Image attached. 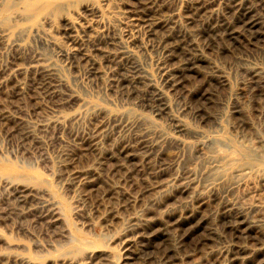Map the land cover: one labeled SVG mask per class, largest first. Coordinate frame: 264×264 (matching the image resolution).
<instances>
[{"label": "rangeland", "instance_id": "374dc122", "mask_svg": "<svg viewBox=\"0 0 264 264\" xmlns=\"http://www.w3.org/2000/svg\"><path fill=\"white\" fill-rule=\"evenodd\" d=\"M234 1L0 0V264H264V0L231 39Z\"/></svg>", "mask_w": 264, "mask_h": 264}, {"label": "bare ground", "instance_id": "6f19581e", "mask_svg": "<svg viewBox=\"0 0 264 264\" xmlns=\"http://www.w3.org/2000/svg\"><path fill=\"white\" fill-rule=\"evenodd\" d=\"M245 2V1H244ZM244 4V3H243ZM263 4V3H262ZM261 4V5H262ZM144 6V5H143ZM143 6H142V8H143ZM145 7V6H144ZM256 7V6H255ZM262 7V6H261ZM234 8H236V9H238L239 10V12H240V16L238 17V19H237V21H236V23H235V25L234 26H229V27H226V33H227V37H230L231 39H233V38H235L236 37V35H238V34H240V32L241 31H243L244 33H246V34H250L251 35V37H252V35L256 32V30H257V28L262 24L261 23V21H260V19H258V18H256L257 16H255V15H253V11L254 10H252L253 8L252 7H250V6H244V5H242V2L241 1H239L238 2V0H235L234 1ZM146 9V8H145ZM147 10V9H146ZM234 10V9H233ZM142 11V10H141ZM256 11V10H255ZM144 13V12H143ZM239 14V13H238ZM260 14V13H259ZM151 15V14H150ZM258 15V14H257ZM147 16H149V15H147ZM152 16V15H151ZM150 16V17H151ZM236 16H237V14H236ZM153 17V16H152ZM155 18V17H154ZM235 18H237V17H235ZM262 18V17H261ZM229 22V21H228ZM142 23L143 24H145L147 27H149L151 30H153L154 29V26L156 25L155 24V21H153V19L152 18H146V19H144L143 21H142ZM162 23V22H161ZM226 24V23H225ZM158 27V26H157ZM217 28V27H216ZM260 28V27H259ZM156 29V28H155ZM225 30V29H224ZM217 31H218V29H217ZM258 31V30H257ZM225 32V31H224ZM182 44V43H181ZM183 44H184V42H183ZM185 45V44H184ZM183 46V45H182ZM186 46V45H185ZM190 47V46H189ZM174 49V47H171V49ZM173 49L171 50V54H169V56H168V58H167V60H168V62L170 63V62H172L173 61V59H174V55L172 54V51H173ZM176 50V49H175ZM191 51V50H190ZM168 52H170V51H168ZM167 52V53H168ZM190 54H192V53H190ZM182 55V54H181ZM194 56V55H193ZM178 57V56H177ZM128 58H129V56H128ZM179 58V57H178ZM181 59H182V57H180ZM194 58V57H193ZM134 60H136L135 59V57H134ZM121 61H122V59H121ZM176 61H178L177 59H176ZM131 62V61H130ZM175 62V61H174ZM123 63V62H122ZM138 63V62H137ZM178 63V62H177ZM194 61L192 60V58H191V55H184V59L183 60H181V65L178 67V69H177V71L174 69V70H170V71H167V68L166 67H168V65L165 67L166 68V72L164 73V86L166 87V88H170L171 86H174V83L175 82H177L176 80L178 79V77L180 78L181 77V75L183 76L185 73H186V71L185 70H190L191 71V69H193V67H194ZM120 64V63H119ZM129 65H131V68H134V72H138L139 71V68L137 67V66H135L134 65V63L132 64V62H131V64H129ZM172 65V64H171ZM164 68V69H165ZM141 69V68H140ZM185 71V73L183 74V72ZM180 73H181V75H180ZM180 75V76H179ZM139 79H140V81H144V80H146L147 79V76H145V75H140L139 74ZM44 78V77H43ZM49 78V77H48ZM138 78V77H137ZM177 78V79H176ZM181 78H183V77H181ZM42 79V78H41ZM45 79V78H44ZM47 80V79H46ZM49 80H51V79H49ZM134 81V80H133ZM137 82V81H136ZM136 82H133L134 84H133V88L135 89L137 86H138V84L140 83H136ZM47 83V82H46ZM48 83L49 84H51L49 81H48ZM48 83H47V85H48ZM151 84V83H150ZM40 85V84H39ZM42 85V84H41ZM149 85V84H148ZM147 85V86H148ZM176 86V85H175ZM178 86V85H177ZM44 87H45V85H44ZM145 87H146V85H145ZM150 87V86H149ZM152 88V87H151ZM164 88V87H163ZM153 89V88H152ZM136 90V89H135ZM48 91V90H47ZM50 91H52V89L50 90ZM45 93V92H44ZM53 93V92H52ZM52 93H51V95H52ZM139 93V92H138ZM150 94V93H149ZM165 91L163 90V89H159L158 87H154V89H153V98H155L158 102H159V106H160V108H161V110H162V112L163 111H166V110H168V108H169V105H168V103H167V101H166V99H165ZM54 97V96H53ZM150 97H152V94H151V96ZM152 98V99H153ZM66 100V99H65ZM152 101H154V100H152ZM149 102V101H148ZM67 103H68V101H67ZM147 103V102H146ZM155 103V102H154ZM158 106V105H157ZM151 107V106H150ZM155 108V107H154ZM159 108V107H158ZM160 110V111H161ZM111 124V123H110ZM112 125V124H111ZM107 126V125H106ZM18 127V126H17ZM115 127V126H114ZM19 128V127H18ZM121 129V128H120ZM119 130V129H118ZM129 130V129H128ZM127 130V131H128ZM178 130H179V132L180 133H185V128L184 127H179L178 128ZM137 131V130H136ZM140 131V130H139ZM138 131V132H139ZM142 131V130H141ZM118 132V131H117ZM103 133V132H102ZM149 134V133H148ZM122 135V134H121ZM146 135V134H145ZM123 136V135H122ZM137 136V135H136ZM99 137L100 136H97L96 137V140L97 139H99ZM144 137V136H143ZM142 137V139H141V141H139V149L140 150H144V151H146V152H149V150L151 151V150H154V149H157V145H154V144H149L147 141L149 140H146L145 138H143ZM152 138V137H151ZM139 139V140H140ZM166 139V138H165ZM136 140H138V139H136ZM157 140H158V138H157ZM164 141V140H163ZM179 141V140H178ZM138 142V141H137ZM95 145H98V142L97 141H95V142H93ZM154 143V142H153ZM138 144V143H137ZM181 144V143H180ZM93 147V146H92ZM137 149V148H136ZM123 152V151H122ZM142 153V152H141ZM145 154V153H144ZM159 154H161V153H159ZM152 155V154H151ZM157 155V154H156ZM148 157V156H147ZM142 158H143V156H142ZM158 158V157H157ZM147 159V158H146ZM161 163V162H160ZM158 165V164H157ZM162 171V170H161ZM165 171V170H164ZM163 172V171H162ZM25 197H27L26 195H25ZM27 200V199H26ZM25 201V200H24ZM28 203V202H27ZM25 204H26V202H25ZM50 211V210H49ZM52 212V211H51ZM239 214V213H238ZM238 216V215H237ZM239 218V217H238ZM244 218V217H243ZM230 219V218H229ZM229 219H228V221H229ZM233 219V218H232ZM245 219V218H244ZM231 221V220H230ZM238 223V222H237ZM246 223V222H245ZM249 223V222H248ZM241 224H243V223H241ZM250 224V223H249ZM238 225V224H237ZM136 226V225H135ZM240 226V225H239ZM239 226H236V227H234L233 226V230L234 231H236V235L238 236V238L239 237H241L242 235H243V233H242V231H240V227ZM248 226V225H247ZM151 228V227H150ZM139 229V228H138ZM138 229H136V230H134V235H136L137 233H138ZM227 229V228H226ZM232 230V229H231ZM148 231V230H147ZM141 232H143V231H141ZM230 232V231H229ZM131 235H132V233H131ZM133 235V236H134ZM149 235V234H148ZM236 238V237H235ZM149 240V241H148ZM147 240V242H148V244L147 243H145L146 244V247L148 248L149 247V245H151L150 244V241H151V239H148ZM238 240V239H237ZM202 241V240H201ZM156 242V241H155ZM182 242V241H181ZM133 243H134V241H133ZM151 243H152V241H151ZM142 244V243H141ZM134 245V244H133ZM155 245V244H154ZM179 245V244H178ZM193 245V244H192ZM202 245V244H201ZM182 246V245H181ZM133 247V246H132ZM194 247V246H193ZM184 248V247H183ZM232 248V247H231ZM162 249H163V247H162ZM190 249H191V247H190ZM237 249V248H236ZM236 249H234V250H236ZM144 250V249H143ZM146 250H148V249H146ZM183 250V249H182ZM242 250V249H241ZM137 251V250H136ZM141 251V250H140ZM145 251V250H144ZM157 251V250H156ZM173 251V250H172ZM233 251V250H232ZM220 252V251H219ZM227 252V251H226ZM236 252H237V250H236ZM235 252V253H236ZM143 253V252H142ZM223 253H224V251H223ZM239 253H240V251H239ZM147 254V253H146ZM220 254V253H219ZM218 254V255H219ZM132 255V254H131ZM162 255V254H161ZM236 255V254H235ZM234 255V256H235ZM239 255V254H238ZM234 256H232V257H234ZM152 258V257H151ZM168 256H167V253L165 252L164 253V256H162L161 257V259H159V260H157L158 262H157V264H170V263H172V262H170V260H168ZM154 259V258H153ZM232 259V258H231ZM236 260V259H235ZM149 261V260H148ZM151 262V261H150Z\"/></svg>", "mask_w": 264, "mask_h": 264}]
</instances>
